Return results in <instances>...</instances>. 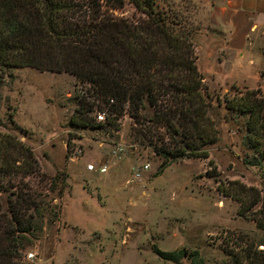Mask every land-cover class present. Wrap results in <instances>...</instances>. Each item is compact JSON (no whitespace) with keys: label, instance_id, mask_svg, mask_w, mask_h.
Masks as SVG:
<instances>
[{"label":"rangeland","instance_id":"1","mask_svg":"<svg viewBox=\"0 0 264 264\" xmlns=\"http://www.w3.org/2000/svg\"><path fill=\"white\" fill-rule=\"evenodd\" d=\"M73 1L81 6L78 15H86L89 22L146 18L130 0L123 7L112 0ZM157 6L171 27L194 38L200 26L198 0H157ZM241 73L204 80L219 131L218 142L208 147L217 172L209 160L199 158L169 160L159 172L164 158L153 145L175 147L163 130L158 140L144 139L129 112L109 123L115 115L95 99L89 84L70 73L14 69L1 91L0 133H12L34 150L41 172L27 181L43 207L27 236L23 262L176 264L157 256L156 245L163 251H197L204 264H232L225 249L241 251L244 241L261 242L264 232L239 216L240 204L218 188L239 181L258 188L264 200V165L246 163L256 156L246 138L247 117L226 107L228 100L248 91L261 89L264 97V69L257 74L249 67ZM240 78L252 87L239 86ZM83 99L96 103L93 112L85 114L92 126L71 123ZM103 109L107 123L96 119ZM152 112L147 108L143 115L148 118ZM90 164L96 171H88ZM145 165L149 170H143ZM104 166L108 172L102 174ZM55 179L56 189L51 190Z\"/></svg>","mask_w":264,"mask_h":264},{"label":"trees","instance_id":"2","mask_svg":"<svg viewBox=\"0 0 264 264\" xmlns=\"http://www.w3.org/2000/svg\"><path fill=\"white\" fill-rule=\"evenodd\" d=\"M123 7L125 0H112ZM144 14L137 22L101 20L89 22L79 3L73 0H0V108L2 88L18 68H33L74 75L89 84L95 99L105 104L115 124L129 112L140 130L137 135L153 141L163 130L175 147L154 144L164 161L210 159L209 146L219 139L211 116V103L205 91V77L198 66L192 36L171 27L158 9L157 0H130ZM79 16V17H76ZM96 103L82 100L73 125L92 126L85 116ZM226 107L247 117V142L255 153L254 166L264 165V97L261 89L248 91L226 102ZM151 109L146 118L143 111ZM1 122V118H0ZM157 137V138H156ZM34 150L12 133H0V264H25L27 236L43 209L40 198L27 181L40 174ZM218 179V174L208 172ZM231 188L222 183L219 191L239 204L238 214L256 223L264 232V200L255 187L234 181ZM56 189V179L51 182ZM55 188V189H54ZM241 251L228 247L225 252L232 264H264V239L259 243L244 241ZM153 252L176 264L189 259L204 264L197 251L180 249Z\"/></svg>","mask_w":264,"mask_h":264},{"label":"crops","instance_id":"3","mask_svg":"<svg viewBox=\"0 0 264 264\" xmlns=\"http://www.w3.org/2000/svg\"><path fill=\"white\" fill-rule=\"evenodd\" d=\"M198 2L200 26L193 41L205 78L244 74L249 67L260 74L264 69V0ZM243 78L235 81L252 87Z\"/></svg>","mask_w":264,"mask_h":264},{"label":"built area","instance_id":"4","mask_svg":"<svg viewBox=\"0 0 264 264\" xmlns=\"http://www.w3.org/2000/svg\"><path fill=\"white\" fill-rule=\"evenodd\" d=\"M96 119L98 120L99 123H107L108 122L107 110L103 109V110L98 111ZM118 151H122L121 145L119 146ZM149 167H150L149 165H145L143 167V170H149ZM88 171H91V172L96 171L95 165H93V164L88 165ZM99 172L102 174L107 173L108 172V166L101 167L99 169ZM136 177L141 178V173L137 172ZM29 258L30 259L34 258V254H30Z\"/></svg>","mask_w":264,"mask_h":264}]
</instances>
